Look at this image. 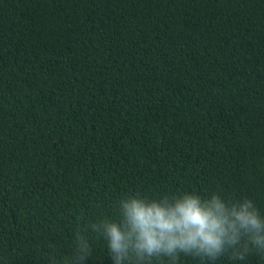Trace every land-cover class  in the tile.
Instances as JSON below:
<instances>
[{
	"label": "trees",
	"instance_id": "16d2710c",
	"mask_svg": "<svg viewBox=\"0 0 264 264\" xmlns=\"http://www.w3.org/2000/svg\"><path fill=\"white\" fill-rule=\"evenodd\" d=\"M181 190L264 210V0H0V264Z\"/></svg>",
	"mask_w": 264,
	"mask_h": 264
},
{
	"label": "clouds",
	"instance_id": "9594fccd",
	"mask_svg": "<svg viewBox=\"0 0 264 264\" xmlns=\"http://www.w3.org/2000/svg\"><path fill=\"white\" fill-rule=\"evenodd\" d=\"M103 242L111 264H250L264 259V210L248 196L220 190L122 194L113 215L85 224L72 249L84 258ZM50 264H73L53 250Z\"/></svg>",
	"mask_w": 264,
	"mask_h": 264
}]
</instances>
